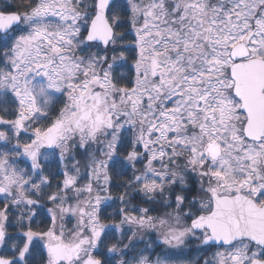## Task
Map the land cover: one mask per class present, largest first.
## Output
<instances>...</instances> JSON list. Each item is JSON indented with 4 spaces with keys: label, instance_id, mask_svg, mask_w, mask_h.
<instances>
[{
    "label": "snow or ice",
    "instance_id": "6c2138e0",
    "mask_svg": "<svg viewBox=\"0 0 264 264\" xmlns=\"http://www.w3.org/2000/svg\"><path fill=\"white\" fill-rule=\"evenodd\" d=\"M0 264H264V0H0Z\"/></svg>",
    "mask_w": 264,
    "mask_h": 264
},
{
    "label": "trees",
    "instance_id": "16d2710c",
    "mask_svg": "<svg viewBox=\"0 0 264 264\" xmlns=\"http://www.w3.org/2000/svg\"><path fill=\"white\" fill-rule=\"evenodd\" d=\"M196 254H198V253H196V252H192V253H191V256L194 258Z\"/></svg>",
    "mask_w": 264,
    "mask_h": 264
},
{
    "label": "rangeland",
    "instance_id": "374dc122",
    "mask_svg": "<svg viewBox=\"0 0 264 264\" xmlns=\"http://www.w3.org/2000/svg\"><path fill=\"white\" fill-rule=\"evenodd\" d=\"M197 255H199V253H198V254H196V255H195V257H196ZM195 257H194V258H195Z\"/></svg>",
    "mask_w": 264,
    "mask_h": 264
}]
</instances>
